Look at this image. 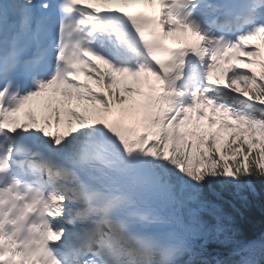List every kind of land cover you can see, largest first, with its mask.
Returning a JSON list of instances; mask_svg holds the SVG:
<instances>
[{
  "label": "snow or ice",
  "instance_id": "obj_1",
  "mask_svg": "<svg viewBox=\"0 0 264 264\" xmlns=\"http://www.w3.org/2000/svg\"><path fill=\"white\" fill-rule=\"evenodd\" d=\"M253 41L264 0H0V264H264L239 226L264 187ZM48 90L66 133L59 107L21 118Z\"/></svg>",
  "mask_w": 264,
  "mask_h": 264
},
{
  "label": "trees",
  "instance_id": "obj_2",
  "mask_svg": "<svg viewBox=\"0 0 264 264\" xmlns=\"http://www.w3.org/2000/svg\"><path fill=\"white\" fill-rule=\"evenodd\" d=\"M67 118L66 107L61 124V131L63 133H66L67 130ZM239 226L244 234L249 237L256 236L264 231V187L258 188V195L252 198L250 207L239 220Z\"/></svg>",
  "mask_w": 264,
  "mask_h": 264
},
{
  "label": "rangeland",
  "instance_id": "obj_3",
  "mask_svg": "<svg viewBox=\"0 0 264 264\" xmlns=\"http://www.w3.org/2000/svg\"><path fill=\"white\" fill-rule=\"evenodd\" d=\"M175 36L179 37V35H175ZM261 57H263V53H261ZM261 57H260V58H261ZM260 58H259V59H260ZM97 63H101V62L97 61ZM101 66L106 68V66H104V65H101ZM254 69H257V68L255 67ZM221 72H222L223 74L225 73L224 70H222ZM130 77H131V76H130ZM130 77H129V78H130ZM121 78H122V76L119 77V85H118V87L121 89V91H123V90H124V89H123V82H124V79L122 80ZM124 78H125V77H124ZM129 78H127V79H129ZM81 80H85V81H87V78L82 76V77H81ZM120 80H121V83H120ZM87 82H92V83H94L93 81H87ZM142 85H143L142 83L138 84V85H137V88L140 89ZM43 96L46 98V100H43ZM136 96H138V99H139V95H138V93H137ZM39 99H40V100H39ZM44 101H45V103H44ZM39 103H41V106L44 107L43 109H46V107H47V108H48V107H49V108H52V113H50V115H49V114L46 115V117H47V116H52V115L54 114V111H53V110L55 109L54 107H56V108L59 107L60 110H62L65 106H70V105H68V103L66 102L65 98L62 96L61 93H56V92H54L53 90H48V91H46L45 93H43L40 97H35L33 103L30 105L31 109H32L33 111H35V109H36V107L38 106ZM72 105L75 106V102H73ZM24 113H25V112H23V109H22V110H21V118H22V119L26 118V116H25ZM62 114H63V113L61 112V116H62V119H63V115H62ZM228 136H229V133H228L227 130L220 131V135H219V144H218V146H222V145L225 143V141H226V139L228 138Z\"/></svg>",
  "mask_w": 264,
  "mask_h": 264
},
{
  "label": "bare ground",
  "instance_id": "obj_4",
  "mask_svg": "<svg viewBox=\"0 0 264 264\" xmlns=\"http://www.w3.org/2000/svg\"><path fill=\"white\" fill-rule=\"evenodd\" d=\"M139 81V82H138ZM147 78L145 77H140V78H136V77H130L129 79H125L124 82H123V89L125 87H133V88H137V85L140 84V83H144V82H147ZM126 95H129L130 98L132 99H137L138 100V96L137 93H126Z\"/></svg>",
  "mask_w": 264,
  "mask_h": 264
}]
</instances>
